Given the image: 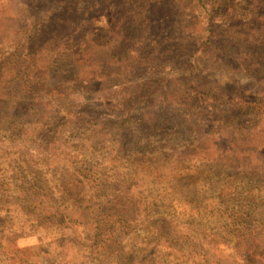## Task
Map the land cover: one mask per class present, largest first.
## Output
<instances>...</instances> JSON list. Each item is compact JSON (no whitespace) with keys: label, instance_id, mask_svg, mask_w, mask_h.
I'll use <instances>...</instances> for the list:
<instances>
[{"label":"rangeland","instance_id":"374dc122","mask_svg":"<svg viewBox=\"0 0 264 264\" xmlns=\"http://www.w3.org/2000/svg\"><path fill=\"white\" fill-rule=\"evenodd\" d=\"M34 1L0 0V264H53L66 254L72 264H264L263 138L235 135L230 148L193 118L182 116V124L162 130L118 116L123 112H111L109 104L98 114H112L111 120L79 118L78 108H91L92 115L132 91L118 68L102 86L95 74L104 65L89 56L74 90L60 89L56 80L39 89L33 81L11 86L10 52L31 49L35 23L28 30L26 24ZM233 13L247 14L231 10L229 18ZM227 17H214V25ZM213 68L221 80L246 82L222 65L207 64V74ZM248 152L257 154L250 171L241 166ZM51 211L90 232L95 248L96 235L112 244L96 257L86 255L88 241L77 236L59 243L55 226L41 230ZM247 214L252 222L237 220Z\"/></svg>","mask_w":264,"mask_h":264},{"label":"trees","instance_id":"16d2710c","mask_svg":"<svg viewBox=\"0 0 264 264\" xmlns=\"http://www.w3.org/2000/svg\"><path fill=\"white\" fill-rule=\"evenodd\" d=\"M32 4V21H24L27 30L35 23L33 37L29 36L32 46L27 53L10 52L9 64L14 65L6 72L16 74L11 86L20 88L24 81H33L39 89L40 84L56 80L60 89L74 90L86 75L82 63L89 56L91 62L104 65L105 70L95 74L102 86L118 68L132 91L131 97H120L119 105L112 100L100 104L92 115L91 108H78L79 118L111 120V113L98 114L102 108H110L111 112L122 111L118 116L140 126L170 130L190 117L195 119L191 122L207 124L211 139L221 138L232 144L230 148L234 136L242 133L253 138L252 142L261 137L263 142L258 140L264 143V0H35ZM237 9L247 14L233 13L229 18L228 12ZM214 17L227 18L214 25ZM183 49L188 51L186 59L181 57ZM29 59L32 64L25 62ZM207 64L233 70L246 82L234 85L221 80L214 68L207 74ZM40 67L45 73L37 74ZM106 71L110 75L103 77ZM152 75L162 79L152 81ZM49 89L59 92L53 86ZM173 89L178 97L171 96ZM182 110H187L185 115ZM256 156L246 153L241 166L250 171L249 162ZM45 219L41 230L55 226L59 243L72 244L76 236L88 241L87 256L100 257L101 247L112 244L110 238L103 241L96 235L95 248L89 243L90 232L85 235L86 229L66 216L60 220L59 211H51ZM252 219L248 214L237 218L242 222ZM109 227L112 225L105 226ZM69 257L54 259L53 264H72Z\"/></svg>","mask_w":264,"mask_h":264}]
</instances>
